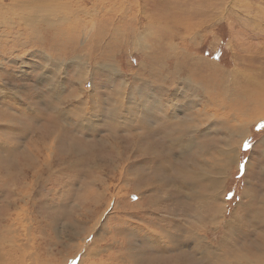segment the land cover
<instances>
[{"label": "rangeland", "instance_id": "374dc122", "mask_svg": "<svg viewBox=\"0 0 264 264\" xmlns=\"http://www.w3.org/2000/svg\"><path fill=\"white\" fill-rule=\"evenodd\" d=\"M262 85L264 0H0V169L10 172L0 174V250L13 254L6 262L219 264L202 259L206 242L222 253L215 242L225 226V252L236 239L243 258L264 264V248L245 249L255 244L238 237L240 216L249 223L244 192L253 182L264 192V117L229 106ZM216 102H225L223 117L213 115ZM180 132L193 138L185 149L173 145ZM231 148L224 165L218 151ZM154 155L168 165L161 174ZM191 160L195 174L222 180V215L203 223L198 208L184 207L189 185L177 182L176 169H192ZM19 164L24 178L11 183ZM168 170L176 179L164 178ZM93 178L100 181L90 185ZM162 236L188 240L168 246Z\"/></svg>", "mask_w": 264, "mask_h": 264}, {"label": "bare ground", "instance_id": "6f19581e", "mask_svg": "<svg viewBox=\"0 0 264 264\" xmlns=\"http://www.w3.org/2000/svg\"><path fill=\"white\" fill-rule=\"evenodd\" d=\"M57 54V53H56ZM59 54V53H58ZM184 56V55H183ZM186 57V56H185ZM183 60V59H182ZM153 62V60H152ZM189 62V61H188ZM169 64V62H167ZM171 63V61H170ZM152 64V63H151ZM204 66V65H203ZM209 67V66H208ZM177 68V67H176ZM177 71V70H176ZM175 71V72H176ZM208 74V73H207ZM176 75V74H175ZM203 75V74H202ZM167 77V76H166ZM203 77V76H202ZM201 78V77H200ZM199 78V79H200ZM162 79V78H161ZM181 79V78H179ZM186 79V78H185ZM198 79V80H199ZM140 80V79H139ZM207 80V79H206ZM152 81V80H151ZM204 81V80H203ZM198 82V81H197ZM216 82V81H215ZM145 83V82H144ZM157 83V82H156ZM207 83L206 82V86H207ZM212 83V82H211ZM210 83V84H211ZM176 84V83H175ZM174 84V85H175ZM199 84V83H198ZM178 86V85H177ZM192 86V85H191ZM204 86V85H203ZM202 86V87H203ZM205 86V87H206ZM159 87V86H158ZM204 87V88H205ZM197 88V87H196ZM203 88V89H204ZM207 88V87H206ZM171 89V88H170ZM198 89V88H197ZM208 89V88H207ZM259 89L258 91H254L253 92V95H251V93L249 92L248 95L246 94L245 96H243L242 98L244 99H239L237 101H235L233 104L229 105L231 107H233L235 110H237L239 113H240V110H252L254 112L255 115L257 116H260V117H264V85H262L261 88H257ZM153 90V89H152ZM156 90V89H155ZM157 91V90H156ZM214 91V90H213ZM153 92V91H152ZM164 92V91H163ZM174 92H176L174 90ZM197 92V91H196ZM209 92V91H208ZM238 92V91H237ZM252 92V91H251ZM171 93V92H170ZM207 93V92H206ZM207 95V94H206ZM150 96V95H149ZM152 94H151V98H152ZM156 96V95H154ZM208 96V95H207ZM206 96V97H207ZM221 96V95H220ZM249 97V101L246 100V98ZM223 98V97H222ZM227 98V97H226ZM156 99V98H155ZM165 99V98H164ZM193 99V98H192ZM149 101V100H148ZM158 101V100H157ZM165 101V100H164ZM168 101V100H167ZM161 102V101H160ZM170 102V101H169ZM151 107H156V109L158 108V110H160V106H158L157 104H159L158 102L156 103V100H154V102H149ZM164 103V102H162ZM172 103V102H171ZM211 103V102H210ZM217 103V102H216ZM160 105V104H159ZM170 106V105H169ZM174 106V105H173ZM162 107V106H161ZM217 107H218V110L217 111H220L219 108H221L222 110L225 111V102H220V103H217ZM171 108V107H170ZM174 108V107H173ZM217 109V108H216ZM157 110V111H158ZM192 110V109H191ZM165 111V110H164ZM172 111V110H171ZM194 111V110H193ZM207 111V110H206ZM159 112V111H158ZM192 112V111H191ZM235 113V112H234ZM169 117H172V115H170V113H166ZM205 114V113H204ZM226 114V113H225ZM145 115L147 116V113L145 112ZM155 115V114H153ZM157 115V114H156ZM159 115V114H158ZM162 115H164V113H162ZM190 115V114H189ZM201 115V113H200ZM213 115L215 116H222V113L221 111L220 112H215L213 113ZM166 116V115H164ZM176 116V115H175ZM188 116V115H187ZM192 116V115H191ZM195 116V115H193ZM227 116V115H226ZM197 117V116H196ZM205 117V116H204ZM150 118V116H149ZM152 118V117H151ZM162 118V117H161ZM164 118V117H163ZM166 118V117H165ZM164 118V119H165ZM193 118V117H192ZM224 118H225V115H224ZM153 119V118H152ZM155 119V118H154ZM170 119V118H169ZM173 119V118H171ZM185 119V118H183ZM191 119V118H190ZM196 119V118H195ZM156 120V119H155ZM160 120V119H159ZM174 120V119H173ZM186 120L188 121V119L186 118ZM198 120V119H197ZM242 119H240L241 121ZM165 121V120H164ZM185 121V120H184ZM228 121V120H226ZM155 122V121H154ZM182 122V121H181ZM246 123L248 121H241V123ZM168 123V122H166ZM190 123V122H189ZM140 124V123H139ZM142 124V123H141ZM149 125V124H148ZM165 126V124H163ZM162 125V126H163ZM176 125V124H175ZM241 125V124H240ZM171 126V125H170ZM230 126V125H229ZM186 127V126H185ZM196 127V126H195ZM157 128V127H156ZM155 128V129H156ZM159 128V127H158ZM165 128V127H164ZM147 129V128H146ZM168 129V128H167ZM175 129V128H174ZM192 129V128H191ZM196 129V128H195ZM195 129L193 131H195ZM231 133H229L228 137H231V135H233L235 133V129L234 128H229ZM154 130V128H153ZM164 130V129H163ZM237 131V130H236ZM168 132V131H167ZM181 133V132H180ZM170 135V134H169ZM164 136V135H163ZM181 137L178 138V139H173V145L175 146V148L177 149L179 146H184V149H185V146L187 144H189L193 138H189L190 136L187 134L186 136H184L183 133H181L180 135ZM169 137V136H168ZM175 138V137H174ZM169 141V140H168ZM139 143V142H138ZM172 144V143H171ZM227 144V143H226ZM152 146L154 147V145L152 144ZM151 146V147H152ZM171 146V145H169ZM192 146V145H191ZM160 147V145H159ZM173 147V146H172ZM171 147V148H172ZM188 148V147H187ZM153 149V148H151ZM155 149V148H154ZM162 149V148H161ZM159 149H157L158 151ZM168 148L166 149V151L163 152V150H161L162 152H160V156H168V154L170 155V153L172 151H167ZM172 150V149H171ZM152 151V150H151ZM179 151H180V148H179ZM147 152V151H146ZM181 152V151H180ZM168 153V154H167ZM156 154V153H154ZM176 155V154H175ZM235 155V149L234 148H231L230 150H219L218 151V156L219 157H222L221 161L224 163V165H228L229 162H231V160L233 159ZM159 156V154H158ZM154 158V162H158V157L156 155L152 156ZM151 157V158H152ZM95 156H92L91 157V160H94ZM162 158V157H161ZM194 158V157H193ZM161 160V159H160ZM6 163H8V165H11L13 163H11V159H7L5 160ZM4 161V162H5ZM156 162V167H157V170L160 172H164L165 170V165L163 162H159V164ZM190 162V161H189ZM195 162V163H194ZM197 161H192L189 163L190 167L192 169H189V168H184V171H182L183 167L181 166H178V178L180 177L179 180H177V182L180 184V180H181V184L182 185H189V186H186L185 188H188L187 191H188V202L184 205V207L186 208V210H188L190 213L191 211L193 210H196L197 208L199 209L197 213L194 214L195 216V219L201 223L205 222V219L208 215L212 214V213H217L218 216L219 215H222V212L224 210L223 206H221V202L220 199L222 198V192L220 191V187H221V184H222V180L217 178L216 177H213V176H209L205 173H202L201 171L200 172H194V169L192 166H197ZM16 163V162H14ZM170 163V162H169ZM176 163V162H175ZM199 165L198 166H205L206 162H203L201 163L202 165H200V163H198ZM7 165V164H6ZM163 165V166H162ZM170 165V164H169ZM176 165V164H175ZM174 165V166H175ZM17 170L15 171L14 176H10V182L11 183H16L18 181H20L21 179H23V173H24V169L22 167V165H15ZM168 166V165H166ZM11 167V166H10ZM176 167V166H175ZM206 167V166H205ZM223 167V166H222ZM222 167L220 168V172H222V175L224 174V168L222 169ZM207 168H208V165H207ZM2 170L3 169H0V174L2 173ZM6 174H10V172H4L2 173V176L3 178L5 176H7ZM177 174V172H176ZM19 176H22L23 178L20 179ZM262 176V175H261ZM221 177V176H219ZM6 178V177H5ZM161 178V177H160ZM164 178H166L167 180L169 179H176L174 177V174H170L169 170H168V174L164 176ZM181 178H186V179H181ZM263 178V177H262ZM100 179H96V178H93L91 179V181H89L88 183L91 185H95L97 182H99ZM259 181V179H258ZM9 182V183H10ZM148 182H157V184H165V180L164 179H160L158 180V178H152L150 181ZM260 182H263L262 185L264 186V180H260ZM189 183V184H187ZM261 185V186H262ZM181 186V185H180ZM196 186H198L199 188H201L203 190L202 194H197L196 193ZM202 186V187H201ZM249 186V185H248ZM256 186V183L253 182L249 187L248 189L244 192V196L247 198V201L245 202V204L243 205L244 208H245V213L242 214V217L245 216V218L247 219L248 217V221H245V220H242L243 218H241L240 216V222L239 223V227H240V233L238 235V237L240 238L241 241H243L245 243V245L247 243H252V244H255V247L254 248H251V247H247L245 246L244 248L245 249H251V250H254V252H256L257 250L261 248H264V234L261 233V236L258 237V238H255V236H257L260 232H256L257 228L259 226H262L264 225V192L263 194H261L262 192L261 191H257L256 189H254ZM180 188V187H179ZM183 189V188H182ZM212 190V191H211ZM216 191L217 193L214 194V196H211V192L212 194L214 193L213 192ZM186 191V190H185ZM184 192V191H183ZM183 194V193H182ZM86 196H89V194H87ZM214 197V202H213V198ZM221 197V198H220ZM262 197V198H261ZM153 200L154 202V196H151L149 198V200ZM183 199V198H181ZM259 199V200H258ZM202 200V201H201ZM183 201V200H182ZM186 202V201H184ZM3 209V208H2ZM235 217V216H234ZM208 218V217H207ZM233 219V217H232ZM239 219V218H238ZM163 221H166V225L169 224V219H163ZM211 222V221H210ZM237 222V221H235ZM258 222V223H256ZM203 227H205V225H203ZM263 228V227H262ZM204 230V229H203ZM201 230V232L203 231ZM167 233V232H166ZM232 233V232H231ZM233 234V233H232ZM231 236V235H230ZM235 236V235H233ZM199 237V236H198ZM161 238V237H160ZM162 238H168V241L170 243V245L168 244V246H177L179 243H182L184 242V239L188 240V238H184V239H176V238H171L170 236H162ZM235 239V238H234ZM172 241V242H171ZM199 241V240H198ZM204 241V240H203ZM234 242L232 243V245L229 246V248L227 247V249L229 251L225 252V226H224V229H223V232H222V237L217 240L215 242V247L216 248H219L221 249L222 253L221 254H216L214 251H211L209 250V243L206 242V248L204 249V253L203 254V260H207L209 259L211 262H214V263H218L219 264H225V262H229L230 264H233V263H239V264H251L253 261L252 259H246V258H243L242 257V253L240 251V249L236 248L237 247V242H236V239L233 240ZM202 242V241H200ZM205 242V241H204ZM258 243V245H257ZM173 244V245H172ZM198 244V243H197ZM167 247V246H166ZM174 248V247H173ZM198 245H196L194 243V246H193V251L196 252L198 250ZM218 249V250H219ZM216 250V249H215ZM220 251V252H221ZM239 251V253L237 252ZM235 252H237V254H235ZM202 253V252H201ZM226 253V254H225ZM13 257V254L12 253H7V252H3L2 250H0V264H9L6 262V260L9 259V256ZM172 260H175V262H177L176 260H180L181 257H179V255L176 254V256L174 258H171ZM262 258L259 257V260L261 261ZM225 260H228V261H225ZM169 261V260H168ZM172 264H175V263H172ZM227 264V263H226Z\"/></svg>", "mask_w": 264, "mask_h": 264}, {"label": "snow or ice", "instance_id": "6c2138e0", "mask_svg": "<svg viewBox=\"0 0 264 264\" xmlns=\"http://www.w3.org/2000/svg\"><path fill=\"white\" fill-rule=\"evenodd\" d=\"M246 148L247 147H250L249 143L247 141H245V145H244Z\"/></svg>", "mask_w": 264, "mask_h": 264}]
</instances>
